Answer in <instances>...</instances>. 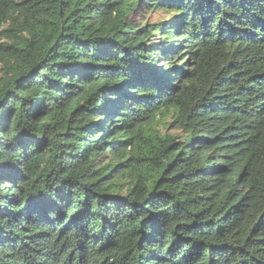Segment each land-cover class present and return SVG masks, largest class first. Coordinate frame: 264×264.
Segmentation results:
<instances>
[{
  "label": "trees",
  "instance_id": "1",
  "mask_svg": "<svg viewBox=\"0 0 264 264\" xmlns=\"http://www.w3.org/2000/svg\"><path fill=\"white\" fill-rule=\"evenodd\" d=\"M0 264H264V0H0Z\"/></svg>",
  "mask_w": 264,
  "mask_h": 264
},
{
  "label": "rangeland",
  "instance_id": "2",
  "mask_svg": "<svg viewBox=\"0 0 264 264\" xmlns=\"http://www.w3.org/2000/svg\"><path fill=\"white\" fill-rule=\"evenodd\" d=\"M169 14L166 12H162V11H157V12H153V13H145L144 11L139 12V15L137 14L138 17H142L145 20H149L151 22H155L158 21L162 18H164L165 16H168Z\"/></svg>",
  "mask_w": 264,
  "mask_h": 264
}]
</instances>
